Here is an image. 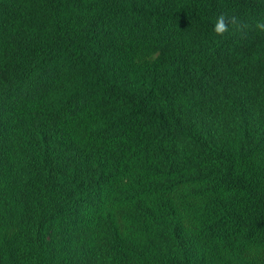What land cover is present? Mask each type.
<instances>
[{"label":"trees","instance_id":"1","mask_svg":"<svg viewBox=\"0 0 264 264\" xmlns=\"http://www.w3.org/2000/svg\"><path fill=\"white\" fill-rule=\"evenodd\" d=\"M258 22L264 0H0V264H264Z\"/></svg>","mask_w":264,"mask_h":264},{"label":"clouds","instance_id":"2","mask_svg":"<svg viewBox=\"0 0 264 264\" xmlns=\"http://www.w3.org/2000/svg\"><path fill=\"white\" fill-rule=\"evenodd\" d=\"M226 20L228 21V23H225ZM229 24L236 25L239 28L237 17L235 15L229 18L225 14H220L216 17V22H215L213 31L218 36H223L224 33L229 30L228 28ZM256 28L258 30L264 31V22H258L256 24Z\"/></svg>","mask_w":264,"mask_h":264}]
</instances>
